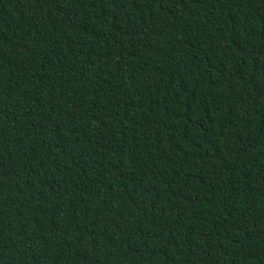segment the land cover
<instances>
[{
	"label": "trees",
	"instance_id": "16d2710c",
	"mask_svg": "<svg viewBox=\"0 0 264 264\" xmlns=\"http://www.w3.org/2000/svg\"><path fill=\"white\" fill-rule=\"evenodd\" d=\"M0 264H264V0H0Z\"/></svg>",
	"mask_w": 264,
	"mask_h": 264
}]
</instances>
